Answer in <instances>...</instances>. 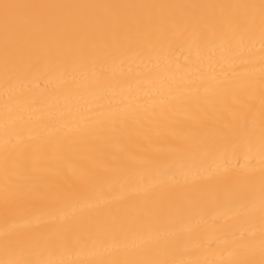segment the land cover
Instances as JSON below:
<instances>
[{
    "label": "bare ground",
    "instance_id": "bare-ground-1",
    "mask_svg": "<svg viewBox=\"0 0 264 264\" xmlns=\"http://www.w3.org/2000/svg\"><path fill=\"white\" fill-rule=\"evenodd\" d=\"M0 264H264V0H0Z\"/></svg>",
    "mask_w": 264,
    "mask_h": 264
}]
</instances>
